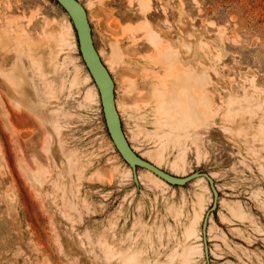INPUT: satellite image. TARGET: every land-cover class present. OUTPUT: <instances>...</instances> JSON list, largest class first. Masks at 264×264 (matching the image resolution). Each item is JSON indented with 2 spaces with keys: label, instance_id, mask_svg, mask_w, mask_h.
I'll use <instances>...</instances> for the list:
<instances>
[{
  "label": "rangeland",
  "instance_id": "rangeland-1",
  "mask_svg": "<svg viewBox=\"0 0 264 264\" xmlns=\"http://www.w3.org/2000/svg\"><path fill=\"white\" fill-rule=\"evenodd\" d=\"M77 1L133 153L213 181L208 262L207 181L162 187L137 169L135 184L67 14L54 0H0V264H264V0ZM168 80L194 101L191 130L176 135L158 112Z\"/></svg>",
  "mask_w": 264,
  "mask_h": 264
},
{
  "label": "water",
  "instance_id": "water-1",
  "mask_svg": "<svg viewBox=\"0 0 264 264\" xmlns=\"http://www.w3.org/2000/svg\"><path fill=\"white\" fill-rule=\"evenodd\" d=\"M63 10L68 14L73 24L75 35L77 38L78 48L81 58L84 62V66L89 72L94 84L97 87L101 109L104 117L105 126L108 131V135L114 144L117 152L122 160L131 167L134 181L136 178L137 169H147L160 177L171 186H184L190 183L192 180L203 176L206 178L210 190L212 192L213 203L202 223L201 232L204 243V253L206 262H208V248L206 245V228L208 217L216 210L218 193L214 188L213 181L209 178L208 174L195 172L186 178H175L169 174L161 171L149 163L141 160L136 156L130 148L126 137L124 135L120 117L116 111L115 98H114V85L110 75L101 63L97 51L94 48L91 28L88 22L87 14L80 3L76 0H54ZM136 184V181H135Z\"/></svg>",
  "mask_w": 264,
  "mask_h": 264
},
{
  "label": "bare ground",
  "instance_id": "bare-ground-1",
  "mask_svg": "<svg viewBox=\"0 0 264 264\" xmlns=\"http://www.w3.org/2000/svg\"><path fill=\"white\" fill-rule=\"evenodd\" d=\"M77 1V0H76ZM142 1V0H141ZM78 2V1H77ZM79 3V2H78ZM145 3V2H144ZM165 3V2H164ZM160 4V3H159ZM168 5V4H167ZM168 7V6H167ZM154 8V7H153ZM149 9V8H148ZM156 9H158L157 7H156ZM159 9H160V7H159ZM159 9H158V11H159ZM164 12V11H163ZM66 13V12H65ZM162 13V12H161ZM67 14V13H66ZM163 14V13H162ZM67 16H68V14H67ZM69 17V16H68ZM168 17V16H167ZM69 19H70V17H69ZM147 19V18H146ZM152 19V18H151ZM153 20V19H152ZM71 21V20H70ZM46 23V22H45ZM72 23V22H71ZM147 24H148V22H147ZM67 26H68V30H72L71 29V26H70V24H67ZM72 26H73V24H72ZM150 26V25H149ZM187 26V25H186ZM45 29V30H44ZM149 29V28H148ZM43 30L46 32V36H47V40H49V43H50V49H54V50H58V49H60V47H61V45H62V43L64 42V35H63V32H62V30H61V28L59 27V26H57V24L55 23V22H47V26H44L43 27ZM153 30V29H152ZM63 31H64V29H63ZM22 32H24V31H22ZM16 33H17V31H16ZM26 33V32H25ZM159 33V32H158ZM2 35H3V37H4V34L3 33H1ZM20 34V33H19ZM24 34V33H23ZM2 35H0L1 36V40H3L2 39ZM17 36H19L18 34H17ZM25 36H26V34H25ZM154 36V35H153ZM23 37H24V35H23ZM155 37V36H154ZM17 38H20V37H17ZM25 38V37H24ZM27 39V38H26ZM187 40V39H186ZM32 42V41H31ZM65 43H66V41H65ZM175 43V42H174ZM30 44V43H29ZM32 44H34L33 42H32ZM64 44V43H63ZM193 46V45H192ZM183 47V46H182ZM186 47V46H185ZM35 48V47H34ZM194 48V47H193ZM61 50V49H60ZM53 52H55V51H53ZM58 52H61V51H58ZM193 52H195V51H193ZM163 53V52H162ZM190 55V54H189ZM183 56V55H182ZM52 57H54V56H52ZM52 57H51V59H52ZM99 57V56H98ZM100 59V58H99ZM101 61V60H100ZM105 64H107V63H105ZM106 69V68H105ZM108 69H111V67L110 68H108ZM200 70V69H199ZM179 71H180V69H179ZM203 71V70H202ZM199 72V71H198ZM181 73V72H180ZM182 74V73H181ZM19 75V74H18ZM183 75V74H182ZM185 75V74H184ZM178 76V75H177ZM91 77V76H90ZM183 77H185V76H182V78ZM176 78H179V77H176ZM175 78V79H176ZM182 78H180V81H182L181 79ZM185 78H187V77H185ZM92 79V78H91ZM169 79V78H168ZM171 79H172V77H171ZM85 80V79H84ZM86 80H88V79H86ZM93 81V80H92ZM124 81V80H123ZM171 80H168V83H167V85L169 84V86L171 87V83H173L172 81L170 82ZM177 81H179V80H177ZM170 82V83H169ZM174 82H175V80H174ZM183 82V81H182ZM179 83V82H178ZM72 84V83H71ZM171 84V85H170ZM179 84H181V85H179ZM179 84H177V82H176V84L174 85H172L173 87L171 88L172 89V92H171V89L170 90H168V92L170 91L171 92V97L172 98H169V100H167L166 101V103H168V104H166V106H165V109H164V107L161 109V107L163 106L162 104H161V106L158 108V112H159V114H161L160 116V120H162V122H163V125H164V127L167 129V130H170L172 133H176V134H179L180 133V131L181 132H185L187 129H190L189 127H190V125L192 124V122H193V120L196 118L194 115H193V105H194V101L192 100V97L188 94L189 93V91H188V85L187 84H183L182 85V83H179ZM96 86V85H95ZM97 88V87H96ZM91 89V88H90ZM93 89V88H92ZM165 89H166V87H165ZM168 89V88H167ZM194 90V89H193ZM98 91V90H97ZM164 91V90H163ZM162 91V92H163ZM165 92H166V90H165ZM156 93V92H155ZM158 94L159 93H161V91H159V92H157ZM156 93V94H157ZM186 93V94H185ZM163 94V93H162ZM162 94H160L161 96H162ZM198 94V93H197ZM98 95H99V93H98ZM186 95V96H185ZM194 96H195V93H194ZM200 96V95H199ZM199 96H195L196 98L197 97H199ZM205 96V95H204ZM204 96H202V98L204 97ZM88 97H89V100L90 101H93L94 100V98H95V93H93V94H91V95H88ZM200 98H201V96H200ZM201 98V99H202ZM205 98V97H204ZM100 99V98H99ZM198 99V98H197ZM88 100V101H89ZM204 101V100H203ZM89 103V102H88ZM161 103V102H160ZM235 103V102H234ZM169 104L172 106V108H170V107H168L169 106ZM172 104H175V107H177L178 105V107H177V109H173V106L174 105H172ZM176 104H177V106H176ZM206 105V104H205ZM182 106V107H181ZM230 106H232V104L230 105ZM124 107V106H123ZM184 108L183 109V111H181V110H179L180 108ZM246 107V106H245ZM169 108V109H168ZM161 109V110H160ZM176 110L175 111V113H174V111L173 110ZM245 109V108H244ZM168 110H170V112H171V110L173 111V113L175 114V115H173V114H171ZM163 111H164V113H163ZM165 111H167V112H165ZM160 112H162V113H160ZM166 113V114H165ZM163 114L165 115V116H163ZM199 114V113H198ZM251 114V113H250ZM201 116V115H200ZM162 122H161V124H162ZM201 125V124H200ZM191 130V129H190ZM179 132V133H178ZM169 133V132H168ZM171 133H169V135H170ZM175 134V135H176ZM183 133H181V135H182ZM185 134V133H184ZM164 136V135H163ZM163 136H162V138H163ZM168 136V135H167ZM133 151V150H132ZM135 154V153H134ZM136 155V154H135ZM137 156V155H136ZM141 157H143V158H145V159H147L151 164H153L154 165V167L156 168H158V166L160 165V157H158L157 155H154V154H152V153H150V152H147V153H143V154H141ZM139 158V157H138ZM142 160V159H141ZM144 161V160H143ZM146 162V161H145ZM148 163V162H147ZM150 164V165H151ZM129 168L131 169V167L129 166ZM142 170H147V169H142ZM131 171H132V169H131ZM131 171L129 170V172H127V173H130V174H132L133 175V172L131 173ZM116 172H117V170H116ZM145 173H146V176L148 177V178H150V179H152V180H155L156 182H158L159 183V186H167L166 185V183H165V181L164 180H162L160 177H158L157 175H155L153 172H151L150 170H147V171H145ZM171 176V175H170ZM173 177V176H172ZM188 177V176H187ZM201 177H203V176H201ZM103 178V177H102ZM186 178V177H185ZM198 178H200V177H198ZM204 178V177H203ZM210 178V177H209ZM133 179H134V176H133ZM179 179H181V178H179ZM197 179V178H196ZM196 179H194V180H196ZM205 180H206V178H204ZM211 179V178H210ZM201 180H203V179H198V181H201ZM135 181H137V176H136V178H135ZM193 181V180H192ZM207 181V180H206ZM208 183V182H207ZM168 184V183H167ZM109 185V184H108ZM191 185V184H190ZM209 186V185H208ZM165 188V187H164ZM210 188V187H209ZM215 188V187H214ZM211 191V190H210ZM211 194H212V192H211ZM200 197V196H199ZM213 199V198H212ZM196 200V199H195ZM200 200V199H199ZM198 200V201H199ZM199 203V202H198ZM197 203V204H198ZM202 203V202H201ZM199 205V204H198ZM197 208H199V206H197ZM200 208H201V206H200ZM201 210V209H200ZM196 212V211H195ZM229 212H230V209H229ZM207 214V213H206ZM206 214L204 215V218H205V216H206ZM202 218L203 217H201L200 215H197V217H196V221L197 220H202ZM203 222H204V219H203ZM202 222V223H203ZM208 223V222H207ZM193 224H196V223H193ZM201 227H202V225H201ZM193 234H194V228H192L191 229V231H190V233H188V238L187 239H189L190 240V238H192L193 237ZM201 234H202V232H201ZM202 242H203V238H202ZM203 246H204V243H203ZM190 253V252H189ZM187 254H188V252H187ZM204 257H205V253H204ZM186 258V257H185ZM130 259H132V257L130 258ZM206 260V259H205ZM133 261V260H132ZM134 262H137V260L135 261H133V263ZM185 262H187V260L185 261ZM187 264V263H186ZM189 264V263H188Z\"/></svg>",
  "mask_w": 264,
  "mask_h": 264
}]
</instances>
